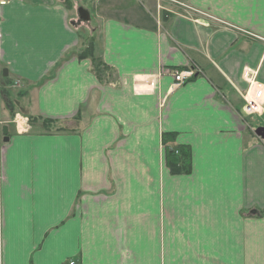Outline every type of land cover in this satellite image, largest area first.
Here are the masks:
<instances>
[{"label":"crops","instance_id":"crops-1","mask_svg":"<svg viewBox=\"0 0 264 264\" xmlns=\"http://www.w3.org/2000/svg\"><path fill=\"white\" fill-rule=\"evenodd\" d=\"M185 2L202 13L94 1L100 42L63 0L0 8L2 94L32 117L17 133L10 100L1 120L0 264H264V105L242 111L244 73L264 84V0ZM91 43L103 79L78 56ZM163 67L196 75L173 87Z\"/></svg>","mask_w":264,"mask_h":264},{"label":"built area","instance_id":"built-area-1","mask_svg":"<svg viewBox=\"0 0 264 264\" xmlns=\"http://www.w3.org/2000/svg\"><path fill=\"white\" fill-rule=\"evenodd\" d=\"M12 0H0V7L8 5ZM167 1L170 3L178 4L184 8H189L182 0H160ZM190 9V8H189ZM161 74H170L174 79V86L179 87L186 83L193 75L194 71L192 69L184 70H169L162 68ZM1 66H0V85H1ZM247 81L249 82V90L246 92L245 101L246 104L243 108L244 112L248 115L260 113L262 110V101L264 99V85L259 83L255 75L246 73L245 74ZM16 121L19 123L20 130H28V120L24 117L16 116ZM70 264H75L71 262Z\"/></svg>","mask_w":264,"mask_h":264},{"label":"trees","instance_id":"trees-1","mask_svg":"<svg viewBox=\"0 0 264 264\" xmlns=\"http://www.w3.org/2000/svg\"><path fill=\"white\" fill-rule=\"evenodd\" d=\"M78 56L81 59L91 58L94 71L100 79H103V76L105 77L106 73L109 71L108 66L103 62L102 57L96 54L94 43H91L86 49L82 50ZM53 121L54 120H49V122ZM53 125H57V123H53ZM174 140V133L163 134L162 142L167 150V164L171 173L175 175L190 173L192 168L191 149L188 146H179L177 149L172 150L168 145Z\"/></svg>","mask_w":264,"mask_h":264},{"label":"rangeland","instance_id":"rangeland-1","mask_svg":"<svg viewBox=\"0 0 264 264\" xmlns=\"http://www.w3.org/2000/svg\"><path fill=\"white\" fill-rule=\"evenodd\" d=\"M63 1L69 6V8H70V10H71V12L73 14L72 17H74V14H75V11H76V7H78L77 5H80V8L83 7L85 9L89 10L90 21H91L92 25L95 26V29L97 30V34L95 36L97 37L98 41L100 42V33H99V28L97 26L98 25V13L94 9V1L93 0H63ZM140 1H142V0H140ZM12 86L15 87L16 89H19L20 88V83L16 82V80H15V82L13 83ZM10 92L11 91H7V89L3 90V94H5L7 97L10 95L9 94ZM3 94H2V97H3ZM12 96H13L12 99H6V100L3 97V100L1 102V108H0V120H4L5 121L6 120V119H4L5 115H7L9 117V113L7 111H10V107L7 106L6 103H8L10 100L13 101L15 110L18 111L19 113L22 112L20 104L18 103V101H19L18 96H16L15 93ZM10 123H11V121H10ZM260 124L264 125V123H260ZM2 150H3V146L0 148V169H1V153H2Z\"/></svg>","mask_w":264,"mask_h":264},{"label":"water","instance_id":"water-1","mask_svg":"<svg viewBox=\"0 0 264 264\" xmlns=\"http://www.w3.org/2000/svg\"><path fill=\"white\" fill-rule=\"evenodd\" d=\"M79 12H80V14L82 15V17L84 16V18H89V17L87 16V11L84 10L83 8H81V9L79 10ZM7 72H8V71L5 69V70H4V76H7ZM8 133H9V131H8V127H7V126H4V127H3V135L5 136V137H4V142H9V140H10V137H9ZM255 133H256V135H257L258 137L264 139V127H259L258 129H256Z\"/></svg>","mask_w":264,"mask_h":264},{"label":"flooded vegetation","instance_id":"flooded-vegetation-1","mask_svg":"<svg viewBox=\"0 0 264 264\" xmlns=\"http://www.w3.org/2000/svg\"><path fill=\"white\" fill-rule=\"evenodd\" d=\"M78 20H79V21H81V18H80V16H79Z\"/></svg>","mask_w":264,"mask_h":264}]
</instances>
